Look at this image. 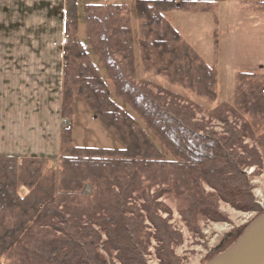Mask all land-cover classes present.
Returning <instances> with one entry per match:
<instances>
[{"label":"trees","instance_id":"1","mask_svg":"<svg viewBox=\"0 0 264 264\" xmlns=\"http://www.w3.org/2000/svg\"><path fill=\"white\" fill-rule=\"evenodd\" d=\"M191 5L205 10L195 2L136 0L135 13L142 20L141 59L146 70L214 100L216 70L162 15ZM123 10L121 4L86 6V36L115 94L143 127L111 99L80 40L66 37L62 115L70 113L73 94L81 97L122 148L71 145L54 170L46 169L44 157L0 155V264H107L102 250L120 264H147L149 225L159 264H179L173 249L182 241L181 232L156 208L165 191L180 200L186 224L198 218L225 221L220 203L263 212L245 169L264 165V134L258 137L244 119L264 116V75L253 69L238 73L232 105L223 102L212 110L149 81H136L131 30L121 20ZM65 17L66 29L75 33L76 0H67ZM211 120L220 123L219 131ZM61 139L70 143V129L62 130ZM85 185L91 187L89 194L83 191ZM246 226L225 233L207 261L229 247Z\"/></svg>","mask_w":264,"mask_h":264},{"label":"rangeland","instance_id":"2","mask_svg":"<svg viewBox=\"0 0 264 264\" xmlns=\"http://www.w3.org/2000/svg\"><path fill=\"white\" fill-rule=\"evenodd\" d=\"M66 2L67 0H65V7ZM76 4L78 16L77 30L75 33L71 30H67L64 23V44L66 37L75 35L77 39L80 40L84 49L88 52L105 80L110 90L111 99L131 114L142 127L143 124L138 117H136L126 103L115 94L104 67L91 49L90 42L86 36L84 21V8L86 6L99 5L104 9L105 6L110 4H121L124 8L120 13L121 20H126L131 30L135 69L133 78L136 81L146 80L170 90L180 96L184 101L194 103L195 105L197 104L204 110H212L223 102L232 105L236 76L238 73L253 69L264 75V0H231L229 7L226 6L225 9H211L214 14L213 18L211 16L208 19L199 15H182V17L178 19L187 35L196 39V43H194L195 48H192L207 65L216 70L217 85L216 98L214 100L199 96L192 90L171 83L165 75L155 74L152 69H145L139 47V40L142 37L140 29L142 20L136 16L135 0H76ZM187 8L199 11L198 8L192 5ZM58 15L60 17L62 15L60 10H58ZM59 16H57V18H60ZM63 18L66 21L65 10ZM213 21L215 24L213 35L207 37L205 32ZM2 26L3 25H0V48L20 49L26 45L23 40H13L14 34L10 31L13 28L9 26L2 29ZM62 68L63 59L60 69L61 74H58V77L55 75L53 79L55 86L58 84L61 93L63 81ZM62 112V109H60L61 132L64 129H70V143L64 144V142H62L60 132L61 144L58 146V150L48 157L43 156L48 159L46 164L47 170L58 168L59 157L66 154V148L71 145L110 149L122 148V144L119 142L115 133L111 129L104 127L100 120L94 118L92 111L81 97L73 94L70 113L63 116ZM244 120L252 124L253 130L258 137L264 134V116L249 117V115H246ZM211 126L217 131L221 128L220 123L215 120H211ZM151 140L158 147L165 159L171 158L155 138L151 136ZM260 151L261 150H259V152ZM245 172L250 177L254 201L259 209L264 212V165L261 168L255 166L248 167L245 169ZM167 188V186L163 187V190ZM19 191L23 194L26 192L24 188H20ZM83 191L89 194L91 187L85 185ZM148 192L152 193L153 187H148ZM163 195V197L156 199V203L159 204L156 206V208H158L157 213L162 218H167L169 224L177 231L181 232L182 241L180 244L174 246L173 249L179 260V264H205L212 254V249L217 245L225 233L233 229L243 228L258 214V211H240L227 203H220L219 209L225 215V221L217 222L198 218L196 220L191 219L190 223L186 224L181 218V211L178 208L180 207V205L178 206L180 200L175 198V193H171L170 195V193L165 191ZM146 224L149 225V222H146ZM147 232H149V241L145 253L146 262L147 264H159L155 253L156 241L152 238L154 229L149 225ZM102 253L106 258L107 264H120L115 258L108 256L105 251L102 250Z\"/></svg>","mask_w":264,"mask_h":264},{"label":"crops","instance_id":"3","mask_svg":"<svg viewBox=\"0 0 264 264\" xmlns=\"http://www.w3.org/2000/svg\"><path fill=\"white\" fill-rule=\"evenodd\" d=\"M171 1L204 6L199 11L177 6L162 14L195 48L196 39L187 35L178 19L182 15L213 18L211 9H225L231 0ZM64 10L65 0H0L2 29L10 26L13 40L26 44L20 49L0 48V155L48 157L61 144L62 93L53 79L61 74ZM214 26L213 21L207 37L213 35Z\"/></svg>","mask_w":264,"mask_h":264},{"label":"water","instance_id":"4","mask_svg":"<svg viewBox=\"0 0 264 264\" xmlns=\"http://www.w3.org/2000/svg\"><path fill=\"white\" fill-rule=\"evenodd\" d=\"M205 264H264V212L249 222L229 247Z\"/></svg>","mask_w":264,"mask_h":264}]
</instances>
